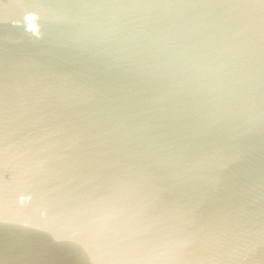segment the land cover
Masks as SVG:
<instances>
[{
	"label": "water",
	"instance_id": "95a60500",
	"mask_svg": "<svg viewBox=\"0 0 264 264\" xmlns=\"http://www.w3.org/2000/svg\"><path fill=\"white\" fill-rule=\"evenodd\" d=\"M0 264H264V0H0Z\"/></svg>",
	"mask_w": 264,
	"mask_h": 264
}]
</instances>
